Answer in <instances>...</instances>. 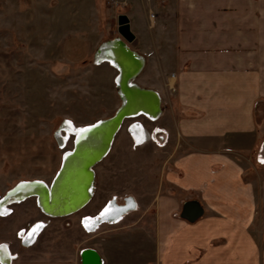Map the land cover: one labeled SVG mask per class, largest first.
<instances>
[{
  "label": "rangeland",
  "instance_id": "1",
  "mask_svg": "<svg viewBox=\"0 0 264 264\" xmlns=\"http://www.w3.org/2000/svg\"><path fill=\"white\" fill-rule=\"evenodd\" d=\"M201 6L169 0H131L125 7L109 0H0V197L20 181L53 180L64 151L73 145V135L63 146L55 138L64 120L88 125L111 116L120 105L116 69L95 63L103 42L120 38L143 57L131 81L157 92L161 110L157 119L123 120L107 156L93 167L90 201L74 214L47 218L34 198L8 206V214L0 215V244L9 245L11 264H79V251L85 247L97 250L103 264H159L158 229L180 216L179 205L201 196L179 184L182 172L175 160L183 149L171 141L158 144L164 101L157 73L175 68L172 44L182 16ZM149 8L156 15L152 22ZM120 14L129 19L131 42L118 33ZM163 52L171 57L158 60ZM258 106L263 123L264 101ZM134 120L145 133L138 146L128 133ZM128 195L137 208L117 222L101 223L91 232L81 224L82 217L99 213L111 198L121 203ZM37 221L46 227L34 245L23 247L18 232Z\"/></svg>",
  "mask_w": 264,
  "mask_h": 264
},
{
  "label": "crops",
  "instance_id": "2",
  "mask_svg": "<svg viewBox=\"0 0 264 264\" xmlns=\"http://www.w3.org/2000/svg\"><path fill=\"white\" fill-rule=\"evenodd\" d=\"M178 1L202 6L182 16L175 68L158 70L159 130L183 149L179 184L202 214L162 224L159 264H264V0Z\"/></svg>",
  "mask_w": 264,
  "mask_h": 264
},
{
  "label": "bare ground",
  "instance_id": "3",
  "mask_svg": "<svg viewBox=\"0 0 264 264\" xmlns=\"http://www.w3.org/2000/svg\"><path fill=\"white\" fill-rule=\"evenodd\" d=\"M111 48H112L111 46L101 47L100 52L94 56V58L96 60L95 63L100 64L102 62H107L113 68L116 69L117 73H118V70H117V68H118L120 73L123 72L124 74H127L129 71L132 70L133 67L136 66L135 65L136 62L133 59H130L129 57H127L126 53H124V51H122L118 48H116L115 50H113L114 48L113 49H111ZM124 81H126V80H124ZM133 83H135V82H133ZM123 84H124V82H123ZM131 91H134V89H132V90L127 89L126 93H123V92L121 93V95L123 97L120 98V104L122 102V99L123 100L127 99L132 95ZM131 103L134 104V105L130 106V108H132L131 111L133 113L128 114L125 118H132V117H138V116H145V117L151 118V119H157L158 118V117L151 116V115H153L154 109H153L152 102H150V100H148L147 98L135 97V99H133ZM115 111H114V113H115ZM136 111H140V112L137 114ZM106 118H108V117H106ZM106 118H102L99 120H103ZM125 118H123V120ZM123 120H122V122H123ZM66 121H68V120H64V122L61 123L60 127L58 128V131H56V133H55V138H56L57 142L59 143V146H63L66 143V141L69 140L70 136L73 135L72 148L70 150L64 151L68 155L64 154L61 158V162L63 161L64 166L69 161L67 163L68 165L66 164V171H64L61 178H58V182L60 181V183H58V185L59 184L62 185V182L66 181L67 176L70 173H72L74 181L72 184H69L70 188L65 189L64 188L65 186H63V188H62L61 185L58 188H56L57 185L56 186L51 185L53 180L50 181L49 184H46L43 181H42V183H40L41 180L20 181L18 185H16V186L14 185L15 187L13 186L14 188L11 187L10 190L6 193V195L3 194L0 197V215L5 216L8 214V210H9L8 206L9 205H11L13 203L16 204L18 202L25 201L28 198H34L36 205L39 204L44 209V211H42V209L40 208L41 206L40 207L37 206L38 209L40 210V212L42 211L41 213L44 216H46L47 218H62V217H64V215L62 213H64L65 210L67 209V206H68L67 203L69 204V202H71L70 200H72L75 196L78 197V195L79 196L80 195L86 196V195H84V192L88 196L90 195V190H91L90 189L91 188L90 183H91L92 173H90L89 170L90 169L93 170V167L98 162H101L104 157L107 156V154L110 151L111 146L113 144L114 138L117 135V133L121 127L122 122L120 124L119 129L116 132H114L115 129H114V131L111 132L109 139H108V145L105 149V152H103V154H102V155H104V154L105 155L100 160H98L97 162H95L94 160H93L94 161L93 162L92 159H93V157L96 156V154L98 153L100 148H102V144H105V142H107V137H108V134L110 131L109 125H108V127H104V128H102V130L97 131L98 133H96V135L93 136V139L90 143L91 145H88L86 143H80V145H79V142L82 140V138L85 139L86 137L84 138L83 135L81 136V135L77 134L76 131L79 129L89 127L94 122L91 124H88V125H84V126H75L71 121H70L71 122L70 124L65 123ZM112 123H110V124H112ZM132 124H133V126L129 127V132L132 134V137L136 143L135 145L138 146V145H140L142 138H143V131H142L143 128L138 122H136V120H134L132 122ZM76 139H77L76 146L78 148L80 147L79 152H74V145H75L74 143H75ZM73 154L74 155L76 154V155L74 156ZM72 156H74L75 158H73ZM86 163H88L89 165ZM85 170L88 172H85ZM93 174H94V178H95L94 170H93ZM21 182H26V183H21ZM93 184H94V182H93ZM57 189H60V190H58V192L60 193L59 195H57ZM65 190H67V191L70 190V192L66 195L67 191H65ZM93 190H94V185H93V189L91 192H93ZM64 191H65V193H63ZM75 192H77V193L75 194ZM86 192H88V193H86ZM62 196H64V197H62ZM58 197H60V198L56 202V199H58ZM48 200H50V202H51L50 206L47 205V203L49 202ZM52 200L56 203H54V202L52 203ZM134 202H135L134 198L128 199L124 204L123 203L122 204H118V203L116 204V202L110 201L106 206H104L99 211V213L94 214V215H87V216L85 215L86 217H82L81 218V224L83 225V227L88 232H91L95 228H97L99 226V224H101V223L103 224V223L117 222L118 220H120L122 218V216L125 213H127L128 211H131L133 209ZM105 209H107L108 211L105 215L102 216L101 213H104ZM74 213H72V214H74ZM44 225L41 223H38V225H35L28 232L26 230L23 231L22 235L25 236L24 240H25L26 245H30L33 242V239H35L36 235L40 231L39 230L40 226L42 227ZM86 225H88V226L86 227ZM26 232H27V234H26ZM2 245L5 246L6 244H2ZM6 247L7 246L0 247V261L2 262V264H11L12 256L9 254L8 249Z\"/></svg>",
  "mask_w": 264,
  "mask_h": 264
},
{
  "label": "water",
  "instance_id": "4",
  "mask_svg": "<svg viewBox=\"0 0 264 264\" xmlns=\"http://www.w3.org/2000/svg\"><path fill=\"white\" fill-rule=\"evenodd\" d=\"M117 30H118V33L120 34V36L126 42H131L134 39V34L130 30V24H129V19H128L127 15H125V14L118 15V17H117ZM105 46H111L112 47L111 49L114 48L113 50H115L116 48H118V49L124 51V53H126V56L127 57H129L130 59H133L136 62L135 63L136 66L133 67L131 71L128 70L129 72L127 74H124L123 72L120 73L119 69L116 67L117 70H118V73H117L116 81H115L116 82V85H117V89H118V94H119L120 98L123 97L121 95V93L122 92L123 93H126V90L127 89L128 90L129 89H131V90L134 89V91H131V94L132 95L129 98L124 99V100L122 99L121 104L118 106V108L116 109L115 113L112 116H110V117H108L106 119L98 120V121L94 122L91 125L93 127H90L89 130L86 133H81L78 130L76 131L77 134H79L81 136L83 135L84 138L86 137L85 139L82 138V140L79 142V145H80V143H86L88 145H91L90 143H91V141L93 139V136L96 135V133H98L97 131L102 130V128H104V127H108V125H109L110 131H109V134H108V137H107V142H105V144H102V148H100V150L98 151V153L96 154V156L93 157L92 161L94 160L95 162H97L98 160H100L105 155V154L104 155H102V154H103V152H105V149H106V147L108 145V139H109V136H110L111 132L114 131V129H115L114 132H116L119 129L120 124H121L123 118H125L128 114L133 113L131 111L132 108H130V106L134 105L131 102H132L133 99H135V97H137V98H147L148 100H150V102H152V105H153V109L154 110H153V115H151V116L158 117L160 115V112H161V110H160V97H159L158 93L155 92V91H153V90H151V89H143V88H140L137 84H135V83H133L131 81V79H133L134 76L138 72H140V70H141V68L143 66V62H144L143 57L140 56V55H138L134 51H132L128 47V45L122 39L117 38V37H115V38H113L111 40H108L106 42H103L96 49L95 55L100 52L101 47H105ZM124 80H126V81H124ZM123 82H124V84H123ZM139 112L140 111H136L137 114ZM110 123H112V124H110ZM74 144H75L74 145V152H79V150H80L79 148L80 147L78 148L76 146L77 139L75 140V143ZM74 156H72V157L75 158ZM66 164L64 166L63 161L61 162V165H60V167H59V169H58V171H57L56 175L54 176L53 181L51 183L52 186L53 185H55V186L57 185L56 188H58L61 185V184L58 185V183H60V181L58 182V178H61L62 177V174L64 173V171H66ZM86 164H88V163H86ZM85 172H88V171L85 170ZM89 172L92 173V178H91V183H90V185H91L90 195L88 196L82 190L84 192V195H86V196H81V195L79 196L78 195V197L75 196L72 200H70L71 202H69V204L67 203V205H68L67 206V209L65 210L64 213H62L64 216H67L69 214H72V213L78 211L79 209H81L90 200V198L92 196V192L91 191L93 189L94 174H93V170L92 169H90ZM73 181H74V178L72 176V173H70L67 176L66 181H63L62 182V185H61L62 188H63V186H65L64 187L65 189H69L70 188L69 187V184H72ZM18 184L19 183H17L16 185H18ZM58 190H60V189H57V195L60 194L58 192ZM65 191H67V190H65ZM65 191L63 193H65ZM69 192H70V190L66 192V195ZM76 193L77 192H75V194ZM86 193H88V192H86ZM62 197H64V196H62ZM59 198L60 197H58V199H56V202L59 200ZM48 201L49 202L47 203V205L50 206L51 205V202H50V200H48ZM53 202L54 201L52 200V203ZM56 202H54V203H56ZM37 205L39 207L41 206L39 204H37ZM40 208L42 209V211H44V209L42 208V206ZM201 214H202V208L198 204V202L195 201V200H190V201H186L183 204L182 210H181V213H180V216L182 218H184L185 220H187L188 222H193ZM79 264H103V261H102L101 256H100V254L98 253L97 250H95L94 248L85 247V248L80 249V251H79Z\"/></svg>",
  "mask_w": 264,
  "mask_h": 264
},
{
  "label": "built area",
  "instance_id": "5",
  "mask_svg": "<svg viewBox=\"0 0 264 264\" xmlns=\"http://www.w3.org/2000/svg\"><path fill=\"white\" fill-rule=\"evenodd\" d=\"M113 5H115V6H121V7H125L128 3H129V1H131V0H109ZM144 2H151V1H154V2H158V3H160V4H162V3H164L166 0H143ZM149 4V3H148ZM147 17H148V20L149 21H154L155 20V17H156V15H155V12H154V10L153 9H151V8H149L148 10H147ZM128 129H129V127H128ZM155 130V129H154ZM155 132V131H154ZM128 133L130 134V136H131V138L133 139V137H132V134L128 131ZM164 132H162V135L161 134H159V139L161 140V142L160 143H158L159 145L161 144V145H165V143L167 142V137L165 136V134H163ZM133 141H134V139H133ZM134 143H135V141H134ZM136 144V143H135ZM257 161L258 162H260V163H262V161H261V159H259V158H257ZM130 198H132V196H130V195H128V196H125V197H123L122 198V202L121 203H125L128 199H130ZM109 201H114V202H116V204L118 203L117 202V198L116 197H113V198H111L110 200H108V202ZM108 202H107V204H108ZM121 203H118V204H121ZM137 207H136V203L134 202V207H133V209L132 210H135ZM38 223H41V224H45V222H43V221H37V222H35V223H33L32 225H30L29 226V228L28 229H21L19 232H18V238H19V240H20V243L22 244V245H24V246H31V245H33V243H35L36 242V240H37V237L39 236V234L43 231V229L46 227V224H45V226H40V231L38 232V234H37V236H36V238L35 239H33V242L30 244V245H26V243H25V240H24V235H22V233L23 232H21V231H24V230H26L27 232L29 231V230H31L35 225H38ZM39 228V227H38ZM27 232H26V234H27ZM3 243H1L0 245H2ZM6 246V245H5ZM7 249H8V247H6ZM11 260V259H10ZM0 264H2V262L0 261Z\"/></svg>",
  "mask_w": 264,
  "mask_h": 264
},
{
  "label": "snow or ice",
  "instance_id": "6",
  "mask_svg": "<svg viewBox=\"0 0 264 264\" xmlns=\"http://www.w3.org/2000/svg\"><path fill=\"white\" fill-rule=\"evenodd\" d=\"M65 123H71L70 121H66ZM90 127H93V126H89V127H86V128H83V129H79L78 131L79 132H81V133H86L88 130H89V128ZM65 155H68L67 153H65ZM21 183H26V182H21ZM40 183H42V181L40 182ZM107 209H105V212L104 213H101V215L103 216V215H105L106 213H107ZM87 219V218H86ZM88 225H86V227H87ZM0 247H5V246H3V245H0Z\"/></svg>",
  "mask_w": 264,
  "mask_h": 264
},
{
  "label": "flooded vegetation",
  "instance_id": "7",
  "mask_svg": "<svg viewBox=\"0 0 264 264\" xmlns=\"http://www.w3.org/2000/svg\"><path fill=\"white\" fill-rule=\"evenodd\" d=\"M132 122V121H131ZM142 131H143V138H142V141H141V143H143L144 141H145V133H144V129H142ZM158 132H161L162 130H157ZM140 143V144H141ZM117 198V197H116ZM135 201V200H134ZM136 203V202H135ZM40 211V210H39Z\"/></svg>",
  "mask_w": 264,
  "mask_h": 264
}]
</instances>
